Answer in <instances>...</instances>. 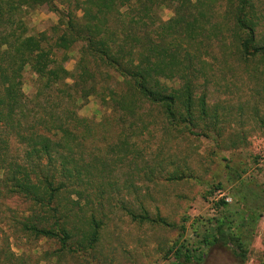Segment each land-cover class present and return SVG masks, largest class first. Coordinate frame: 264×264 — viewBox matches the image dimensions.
Segmentation results:
<instances>
[{
	"label": "trees",
	"instance_id": "obj_1",
	"mask_svg": "<svg viewBox=\"0 0 264 264\" xmlns=\"http://www.w3.org/2000/svg\"><path fill=\"white\" fill-rule=\"evenodd\" d=\"M41 6L58 16L51 33L27 26ZM25 69L36 76L30 95ZM92 96L99 120L78 113ZM262 111L264 0H0V201L21 200L0 220L35 253L2 247L1 264L89 263L111 210L149 220L128 196L194 175L164 150L172 132L233 149L245 144L247 114ZM217 241L235 243L243 264L244 243L222 220L202 243ZM169 252L172 264L201 258L179 242Z\"/></svg>",
	"mask_w": 264,
	"mask_h": 264
},
{
	"label": "rangeland",
	"instance_id": "obj_2",
	"mask_svg": "<svg viewBox=\"0 0 264 264\" xmlns=\"http://www.w3.org/2000/svg\"><path fill=\"white\" fill-rule=\"evenodd\" d=\"M160 15L167 19L171 10L162 7ZM25 20L31 33H51L58 16L41 6L28 11ZM74 55L75 51L71 52L65 62L69 70L74 65ZM35 77L25 69L22 89L27 95L33 91ZM209 90L208 101L212 104L219 94L213 86ZM78 113L99 120L105 109L92 96L80 105ZM260 115L263 116L256 119L247 114L248 119L243 125L245 144L233 149L218 148L213 140L204 136L172 132L171 148L167 145L164 150L174 154L171 160L175 165L179 164L185 171L189 169L194 175L179 180L159 179L145 184L137 195L128 196L133 207H137L138 201L144 204L149 220H133L123 211L111 210L110 220L103 226L94 250L96 257L88 258L87 264H172L173 255L169 249L175 242L202 250L205 256L201 264H240L233 254L235 243H202L214 232L220 220L225 222L229 234L244 243L246 259L243 264H263L264 127L260 126L259 119L264 117V112ZM149 140L154 142V139ZM20 201H0V213H4L7 206L21 204ZM21 244L19 238L12 236L8 224L0 220V249L8 247L16 255L24 250L35 254ZM37 244L38 250L49 249L48 243ZM3 257L0 252V264ZM81 262L73 256L64 257L60 264Z\"/></svg>",
	"mask_w": 264,
	"mask_h": 264
},
{
	"label": "flooded vegetation",
	"instance_id": "obj_3",
	"mask_svg": "<svg viewBox=\"0 0 264 264\" xmlns=\"http://www.w3.org/2000/svg\"><path fill=\"white\" fill-rule=\"evenodd\" d=\"M211 245V244H210ZM204 256H205V253H203V251L201 250V258L200 260L198 261V263H202L204 261ZM232 264H237V263H232Z\"/></svg>",
	"mask_w": 264,
	"mask_h": 264
}]
</instances>
